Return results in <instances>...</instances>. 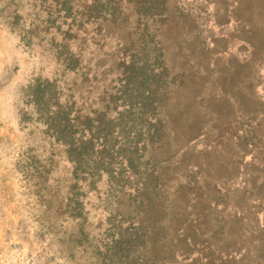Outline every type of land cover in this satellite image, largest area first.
Masks as SVG:
<instances>
[{
  "label": "rangeland",
  "instance_id": "1",
  "mask_svg": "<svg viewBox=\"0 0 264 264\" xmlns=\"http://www.w3.org/2000/svg\"><path fill=\"white\" fill-rule=\"evenodd\" d=\"M0 264H264V0H0Z\"/></svg>",
  "mask_w": 264,
  "mask_h": 264
},
{
  "label": "trees",
  "instance_id": "2",
  "mask_svg": "<svg viewBox=\"0 0 264 264\" xmlns=\"http://www.w3.org/2000/svg\"><path fill=\"white\" fill-rule=\"evenodd\" d=\"M240 22H241V20H240ZM241 23H242V22H241ZM75 62H76V64L78 65V61H77V59H75ZM77 65H76V67H77ZM183 243H186V244H187L186 247L188 246V241H187V240H186V241L184 240ZM178 246H183V245H180V244H179ZM186 247H185V248H186Z\"/></svg>",
  "mask_w": 264,
  "mask_h": 264
},
{
  "label": "crops",
  "instance_id": "3",
  "mask_svg": "<svg viewBox=\"0 0 264 264\" xmlns=\"http://www.w3.org/2000/svg\"><path fill=\"white\" fill-rule=\"evenodd\" d=\"M228 35H229V38H231V35H232V34H228Z\"/></svg>",
  "mask_w": 264,
  "mask_h": 264
}]
</instances>
